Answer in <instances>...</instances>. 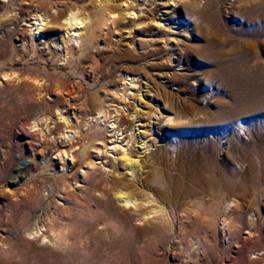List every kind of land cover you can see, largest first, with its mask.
<instances>
[{
  "label": "bare ground",
  "instance_id": "1",
  "mask_svg": "<svg viewBox=\"0 0 264 264\" xmlns=\"http://www.w3.org/2000/svg\"><path fill=\"white\" fill-rule=\"evenodd\" d=\"M23 1H28L34 8L28 16L25 7L18 5L16 0H2L1 19L9 14L10 8L18 10L20 19L26 16L24 21L30 25L35 43L49 39L55 46H63L65 53L61 55V63L71 65L79 60L73 50L79 47V52H83L99 45L98 34L105 31L110 21L125 22L156 4L158 10H162L176 0H141L139 4L135 0ZM119 2L121 4L117 5ZM198 4L202 5L196 14L203 23L202 27L199 24L203 29L201 42L192 43L178 60L176 67L186 64L177 70L183 74L167 72L165 77L164 71L150 76L144 70L157 60L145 55L154 45L139 38L136 32L140 24L134 19L133 24L123 27L120 36H113L114 41L103 57L87 56L80 61L82 68L92 61L90 68L92 74L101 77L97 78L99 82L110 78L114 68L121 65V87L129 91L133 90L129 87L139 84L141 92L144 89L149 95L155 92V98L150 96L144 104L148 110L147 120L140 119L144 114L139 113L140 106H137L131 109L125 127V121L119 118L111 122L103 120L107 114L93 107L94 99L87 95L86 103L82 105L87 110L85 125L109 122L112 136L107 138L100 133L85 136L88 143L80 147L78 156L84 160L97 143L107 150L109 141L116 145L125 133L124 142L128 140L138 153L128 152V146L122 148L123 152H112L118 156L111 165L114 173L108 177L104 188L96 185L93 192L99 197H88L84 206V201L77 202L76 206L60 212L58 217L48 208H44L43 213H36L40 204L51 206L46 202L47 197L50 199L54 195V186L60 183H51L47 170L37 174L39 170L31 164L24 177L29 180L41 178L40 193L43 191V194L39 199L36 188L25 189L21 194L25 210L32 212L30 216H20L21 220L25 223L33 216V223L23 231L24 237L16 239L12 250L3 253L0 264H154V248L142 243L147 240L164 247L168 244L166 230L170 228L165 226L167 228L163 230L153 221L168 223L165 205L167 201L177 202L180 197L190 210H185L187 216L180 222L175 244L186 251V264H245L246 259V264L264 261V215L261 212L264 210V0H199ZM15 20L18 22V18ZM151 20L163 22L156 18ZM158 29L170 32L172 27L168 24L166 28ZM5 39L1 40L2 46L7 43ZM0 55L5 54L1 52ZM74 58L76 61L72 60ZM160 60H166L167 64L173 61L172 55L168 54ZM46 75L47 71L38 70V77L34 79L39 85L36 89L38 99L25 100L21 109L27 112L34 128L47 125L51 136L73 142L80 129L79 115L84 111L71 98L79 96L83 86L75 82L70 86L68 81L62 80L60 73H55L56 88H64L66 92L59 97L49 87ZM8 76V73L4 74L5 78ZM155 79L165 81L166 85H153ZM106 87L108 89L109 85ZM161 92L163 101L159 97ZM24 95L30 93L24 92ZM46 97L55 98L49 102ZM121 98L125 100L128 96L122 93ZM179 99L181 102H177ZM161 104L167 108V132L185 140L181 181H175L163 169L154 168L146 175L143 172L141 158L150 146L151 121L160 111ZM223 139L226 141L222 142ZM114 149L117 150V146ZM68 157L74 161L71 152L61 151V162ZM91 163L87 165L92 167ZM60 182L62 188L67 184L63 178ZM193 199L199 202L192 205ZM58 206L57 202L55 207ZM18 211L13 213L12 220H8V226L18 221ZM222 217L223 229L228 231L229 239L235 237L236 256L230 246L223 249L219 245L216 233L208 234L210 227L217 225ZM134 223L149 224L150 227L140 228ZM110 225L112 228L106 231L98 230L99 226ZM245 231L249 238L235 241ZM32 241H42L49 246V251L35 254ZM7 245L2 241V246Z\"/></svg>",
  "mask_w": 264,
  "mask_h": 264
},
{
  "label": "rangeland",
  "instance_id": "2",
  "mask_svg": "<svg viewBox=\"0 0 264 264\" xmlns=\"http://www.w3.org/2000/svg\"><path fill=\"white\" fill-rule=\"evenodd\" d=\"M16 1L18 5L25 7L27 11L26 16L34 10L28 1ZM42 1L49 2L50 0ZM135 1L138 4L141 3V0ZM120 2L117 5H120ZM198 2L199 0H176L175 2L167 4L166 8L162 10H158L156 4L149 10L144 11V13L131 17L134 19L133 21H138L137 23L140 24L137 27L139 31L136 32L139 38L152 42L154 45L145 53V55L157 60L151 63L148 69H144L150 76L152 73L158 75V73H164L166 71L164 73L166 77L167 72L172 74L180 68L183 69L186 65L185 63L182 67H176L178 60L192 47V43L199 44L201 42L200 38L202 37L203 29H200V27L203 26V23L198 19L196 14L202 9V5L198 4ZM3 5L4 3L0 0V9ZM52 13H55V10ZM2 15L0 13V53L2 52L5 55L2 57L0 55V261L3 258V253L10 252L16 243V239L24 237L23 231L33 223V216L30 217L28 222L23 223L21 220V217L26 214H29V216L32 215V212L25 210V204L22 202L21 194L25 189L32 191L35 188V192L39 193V199H41V194H43V191L40 193L42 190L40 188L41 178L35 177L34 180H29V178L25 179L24 177L30 169V165L33 164L39 170L37 174L43 169L47 170V174L49 175L47 176L49 179H47L51 183L59 182L61 187L58 189L59 185H55L54 195L50 199L47 197L46 202H50L51 206L40 204L37 207L36 213L38 212L39 214V211L43 213V209L48 208L53 214L56 212L55 216L58 217L60 212L76 206L77 202L81 203L84 201V203L82 202L84 206L85 200L88 197H99L98 193L93 192L95 191L96 185H101L104 188L109 179L108 177L114 173V168H111V165L118 159V156L112 152H123L124 150L122 148L124 147L126 149V146H128V152L138 153L133 144H128V140L124 142L126 139L125 133L120 136L116 145H113L109 141L107 150L103 146L98 145V143L95 144V149L90 148L89 154L82 160L78 156L79 149L82 145L88 143L86 137L94 133H100L107 138L112 136V129L109 122L119 118L118 120L125 121L126 127L128 123L127 118L132 111L131 109L137 106H140L138 107L139 113L144 114L140 116V119L143 121L147 120L148 117L146 114L148 110L144 107V104L149 101L150 96L155 98V92L150 95L146 94L145 89L141 92L139 84L134 85V87L132 86V88L129 87L128 89H133L129 91L121 87L120 85L123 84L119 72L121 65L115 67L112 76L102 82H99L97 79H101L100 76L96 77L95 74H92V69L90 68L93 65L92 61H89L86 67L82 68L80 65V61L87 56H92L94 59L103 57V54L109 51L108 46L111 41H114L113 36H120L124 32V26L133 24L132 19H127L125 22H120L119 20H115V22L110 21L106 25L105 31L98 34L99 37L97 39L100 41V44L95 48L87 49L83 52H79L80 49L77 47L73 52L79 56V60L70 65L68 62L61 63L63 59L61 55L65 53L63 46L57 47L49 39H44L38 44L35 43L33 33L29 31L30 25L24 21L26 16L20 19L18 10L15 11L14 8H10L9 14L3 19H1ZM15 18H18V22H16ZM153 18L157 20L161 19L163 22H153L151 20ZM31 23H34V21ZM200 23L201 25L199 27ZM168 24H171L172 27L170 32H163V30L158 29V27L164 29ZM3 38H6L7 43L2 46L1 40ZM167 54L172 55L173 61L170 64H167L166 60H160L167 56ZM24 55L25 59H22ZM70 57L72 56L70 55ZM72 60L76 61L75 58ZM38 70L47 71L46 77L48 79V85L59 97L65 95L66 92H64V88H56L55 73H60L62 80L68 81L69 85L71 84L70 86H72L73 82L80 83L83 86L81 94L71 98V101H74L77 106L80 105L79 107L82 108V112L84 111L79 115L78 126L80 129L77 131L78 134L75 136L73 142H68L67 140L62 141L59 139V136L56 138L54 135L51 136L50 132L46 129L47 125L39 129L34 128L33 121L28 117L27 112L21 109L25 100L36 101L34 97L38 99L36 89L39 85L34 82V79L38 77ZM5 73L9 75L7 78L4 77ZM176 74H183V71H177ZM160 75L163 76V74ZM155 81L153 83L155 86L161 84L166 85L165 81L159 82V79H155ZM107 85H109L108 89H106ZM154 91H156V88ZM24 92H29L30 95H24ZM117 92L119 93L118 95ZM122 93H126L128 98L123 100L121 98ZM87 95L94 99L93 107L107 114V118L103 120L109 121L108 123L85 125L88 119L87 110L82 105L86 103ZM139 97L141 98L140 103L138 101ZM159 97H162V101L164 100L162 92ZM48 98L46 97L45 99L53 102L55 97H51L52 99ZM177 102H181V99L177 100ZM74 108L75 106L71 110L73 111ZM110 115L111 119L109 120ZM167 118V108H164V105L161 104L160 111L151 121L153 136L149 139L150 146L148 151L142 156L141 163L145 175L154 168H158L166 170L172 178L174 177L173 179L175 181H181L183 174L180 169L184 165L185 160V140L167 132L165 127V120ZM115 138L117 139V137ZM225 141L226 139H223L222 142ZM73 146L76 147L72 149ZM115 146H117V150L114 149ZM61 151L71 152L74 161H72L71 157H68L64 163L61 162L59 159ZM91 161L93 166L89 167L87 163ZM55 176H60V179L63 178L66 180V186L62 188L63 184H61L60 179L56 180L54 178ZM49 186L51 187V184ZM181 198L177 202L173 201V204L167 201L165 208L166 210L168 209V223L160 220L153 221L156 227L162 228L163 230H166L165 228L167 227L165 226L170 228L169 231L166 230L169 235L168 244L164 247L160 246L157 242L147 240L142 243L143 246L154 248L152 259L154 264H186V251L184 252V248L182 247H176L175 244L176 240H178L177 233L180 229V222L184 221L183 218L185 219V216H187L185 210L189 209L185 201ZM14 202H16L15 205L13 204ZM57 202L59 206L55 207ZM192 202L191 204L193 205L199 201L193 199ZM191 210L194 211V208ZM13 211L19 212V215H17L19 219L13 226H8V220H12ZM261 212L264 215V210ZM223 220L224 217L218 220L217 225L211 226L208 234L216 233L219 245L223 249L230 246L232 254L236 256L237 249L234 248L235 246L233 244L235 237L229 239L228 231L223 229ZM134 225L140 228H144L145 226L150 227L149 224L134 223ZM110 228H112V225L109 227L99 226L98 230L106 231ZM245 238H249L246 231L236 237L235 241H242ZM257 240H260V238H257ZM2 241L7 242L8 245L2 246ZM32 243L36 250L35 254H45L49 251V246L43 244L42 241L40 243L32 241ZM6 257L7 255L4 258ZM254 262L252 261V263ZM246 263L247 259L245 260ZM256 264H264V261Z\"/></svg>",
  "mask_w": 264,
  "mask_h": 264
}]
</instances>
